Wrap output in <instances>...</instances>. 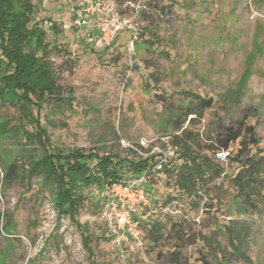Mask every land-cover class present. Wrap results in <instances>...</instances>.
Instances as JSON below:
<instances>
[{"label": "rangeland", "instance_id": "obj_1", "mask_svg": "<svg viewBox=\"0 0 264 264\" xmlns=\"http://www.w3.org/2000/svg\"><path fill=\"white\" fill-rule=\"evenodd\" d=\"M127 1L119 4L139 29L135 46L126 30L96 50L85 27L59 25L81 15L79 0H35V20L63 41L51 61L74 98L67 108H33L52 148L139 160L177 144L178 158L190 130L193 149L223 172L178 196L173 178L159 183L154 217L124 258L96 218V188H83L73 220L59 211L55 184L30 175L26 163L41 149L24 141L19 109L0 102V264H264V0ZM237 130L242 151V137L226 141ZM238 165L248 168L242 186Z\"/></svg>", "mask_w": 264, "mask_h": 264}, {"label": "trees", "instance_id": "obj_2", "mask_svg": "<svg viewBox=\"0 0 264 264\" xmlns=\"http://www.w3.org/2000/svg\"><path fill=\"white\" fill-rule=\"evenodd\" d=\"M39 10L40 5L35 0H0V102L19 109V126L23 130L24 141L27 144H37L41 149L40 159L34 164L26 163L25 167L29 169L31 176L42 175L55 184L57 205L61 213L75 220L87 198L83 188H96L98 192L108 178L120 179L128 174L135 176L148 172L150 179L145 182V188L151 198V193H163L160 185H169L167 179L175 180V189L180 191L174 193L178 196L182 191H196L198 185L206 183L211 177L212 170L223 172L209 154L193 149L189 142L193 134L190 130L186 131L184 140L177 142L181 144V155L173 157L161 169L156 168L161 159L157 153L139 160L129 157L119 160L110 153L99 155L94 151L86 152L85 149L66 152L52 148V141L42 118L34 114L33 108L39 114L45 104L67 108L72 105L74 98L72 89L65 90L57 83L51 61L54 50L59 49L56 41H63L58 38L48 39L50 34L35 20V14ZM54 26L58 32L56 22ZM211 101L204 100L208 106ZM29 125L32 128H28ZM246 129H251V126ZM241 137L239 151H242V146L245 145L243 131H235L226 141H238ZM228 147L226 142L224 148ZM238 167L233 179L238 181L236 186H242L246 182L243 174L248 168L246 165ZM239 180L244 181L241 183ZM167 195L171 196L170 193Z\"/></svg>", "mask_w": 264, "mask_h": 264}, {"label": "built area", "instance_id": "obj_3", "mask_svg": "<svg viewBox=\"0 0 264 264\" xmlns=\"http://www.w3.org/2000/svg\"><path fill=\"white\" fill-rule=\"evenodd\" d=\"M129 4L134 7L131 0L126 2V7ZM75 10L81 15H74L72 24L62 22V28L85 27L84 39L91 47L96 50L110 47L118 35L126 30L133 32L130 46H135L139 29L136 22L121 10L119 0H79ZM178 151L177 144L166 149L155 147L153 154L157 153L161 158L156 168L161 169ZM149 177L150 173L144 172L127 178H108L98 191L100 207L96 218L105 226L124 258L128 255V248L142 241V221L154 217L155 210L150 208L145 188Z\"/></svg>", "mask_w": 264, "mask_h": 264}]
</instances>
